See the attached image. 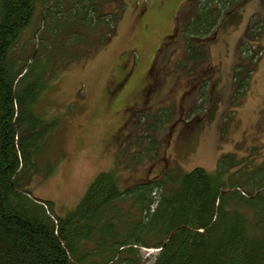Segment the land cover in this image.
<instances>
[{
  "label": "rangeland",
  "instance_id": "obj_1",
  "mask_svg": "<svg viewBox=\"0 0 264 264\" xmlns=\"http://www.w3.org/2000/svg\"><path fill=\"white\" fill-rule=\"evenodd\" d=\"M196 2L123 0L109 39L85 57L64 58L73 38L56 32L34 58L19 89L39 83L37 107L58 119L32 154L33 197L62 215L101 171L113 170L124 189L167 170L212 172L224 155L226 163L249 160L247 169L264 160V0L234 3L214 29L193 38L204 58L189 60L182 29ZM42 23L35 17L18 46L37 44L41 35L30 33ZM53 25L64 28L66 19ZM251 54L252 73L238 90L236 65ZM136 98H147L137 112L126 105ZM156 252L140 249L142 257Z\"/></svg>",
  "mask_w": 264,
  "mask_h": 264
},
{
  "label": "trees",
  "instance_id": "obj_2",
  "mask_svg": "<svg viewBox=\"0 0 264 264\" xmlns=\"http://www.w3.org/2000/svg\"><path fill=\"white\" fill-rule=\"evenodd\" d=\"M237 1L197 0L182 29L189 60L205 56L193 38L214 29ZM123 5L0 0V264H264V160L247 169L249 160L226 163L224 155L212 172L167 170L124 189L113 170L101 171L62 215L52 201L31 195L32 154L58 117L37 107L39 83L20 91L29 66L57 33L73 38L61 51L64 58L85 57L109 39ZM35 17L43 23L30 34L40 40L19 47ZM64 18L65 27L56 29L53 21ZM253 55L236 65L238 90L252 73ZM141 248L157 252L142 257Z\"/></svg>",
  "mask_w": 264,
  "mask_h": 264
},
{
  "label": "flooded vegetation",
  "instance_id": "obj_3",
  "mask_svg": "<svg viewBox=\"0 0 264 264\" xmlns=\"http://www.w3.org/2000/svg\"><path fill=\"white\" fill-rule=\"evenodd\" d=\"M150 85H152V82H150V83L147 84L146 86H147L148 88H151ZM143 88H144V87H143ZM113 89H115V88H113ZM146 99H147V98L141 100V99H139V98H136V100H133L130 104H126V105L130 106L131 109H132L133 111H136V112H137L138 110L141 109L139 106H140L141 104H143V103L145 104ZM136 112H134V113L132 114V117L130 118V121L133 120L134 116L136 115Z\"/></svg>",
  "mask_w": 264,
  "mask_h": 264
}]
</instances>
